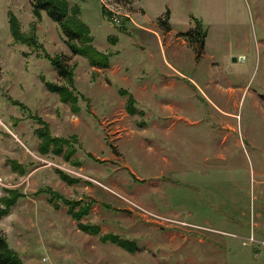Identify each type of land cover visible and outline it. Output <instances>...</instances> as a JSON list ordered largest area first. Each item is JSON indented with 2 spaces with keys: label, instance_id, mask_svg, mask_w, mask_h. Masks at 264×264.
<instances>
[{
  "label": "rangeland",
  "instance_id": "rangeland-1",
  "mask_svg": "<svg viewBox=\"0 0 264 264\" xmlns=\"http://www.w3.org/2000/svg\"><path fill=\"white\" fill-rule=\"evenodd\" d=\"M68 1L80 7L95 48L112 55L109 67L74 54L30 0H0V197L24 194L0 218L10 248L23 264H200L192 244L202 228L191 223L206 197L213 220H247L242 244L258 246L249 215L258 210L264 220V0ZM9 11L38 46L13 38ZM198 30L203 48L193 41ZM45 53L66 59L71 83ZM42 76L66 84L78 103L60 100ZM31 113L53 136L72 138L70 159L39 152ZM48 189L92 200L81 220L98 233L83 230L67 204L55 208ZM223 194L235 204H220ZM109 234L136 248L103 240ZM213 245L200 252L217 261Z\"/></svg>",
  "mask_w": 264,
  "mask_h": 264
},
{
  "label": "trees",
  "instance_id": "trees-1",
  "mask_svg": "<svg viewBox=\"0 0 264 264\" xmlns=\"http://www.w3.org/2000/svg\"><path fill=\"white\" fill-rule=\"evenodd\" d=\"M33 8V13L40 18L42 12H46L51 20L56 22L60 29L62 35L66 38V43L69 45L71 51L74 54H81L88 58L89 63L93 66L99 67H109L111 63V54L104 53L95 48L93 41L94 36L91 34L90 28L79 18L80 7L78 5L70 6L68 0H30ZM8 21L10 24V31L14 39L26 43L31 47L38 46L37 38L34 34L31 36H25L18 29V24L14 17V14L8 12ZM163 23L166 24V29L169 31V25L164 20ZM189 35L190 32H188ZM194 35V42L199 44V47H204L205 34L196 31ZM41 56V55H40ZM45 57L49 59L50 64L56 70L57 74L63 78L67 83H71L73 78L72 68L66 62L65 58L60 56L50 57L45 53ZM44 83L46 87L52 91L59 94L60 100L70 101L73 105L78 103L77 94L71 91L66 84H57L52 81L46 80L43 76ZM129 94V93H128ZM16 105V102H13ZM126 109L128 113L136 112V102L132 95L126 102ZM28 117L36 121L40 126L34 131L39 138L38 150L41 154H48L50 151L56 154H63L65 160L71 158L76 152L74 141L71 137H59L53 136L50 133L48 123L36 114H28ZM12 165L16 167V161L12 160ZM59 175L62 179L68 182H79L71 178L68 174L59 171ZM42 191H47L42 190ZM49 197L48 200L53 203L55 208H59L60 204H67L69 206V213L72 214L77 220H80L79 226L83 230H91L93 233H98L99 229L96 225L84 223L81 219L88 215L90 209L92 208V200H71L66 199L59 193L48 189ZM24 196L19 191H12L10 196L0 197V218L6 214L12 205H15L17 201ZM103 240L110 242H117L119 245L126 246L129 243V250L136 248L134 241L132 240H122L117 235L109 234L103 237ZM0 264H23L22 259L19 257L16 251L12 250L3 234L0 233Z\"/></svg>",
  "mask_w": 264,
  "mask_h": 264
},
{
  "label": "crops",
  "instance_id": "crops-1",
  "mask_svg": "<svg viewBox=\"0 0 264 264\" xmlns=\"http://www.w3.org/2000/svg\"><path fill=\"white\" fill-rule=\"evenodd\" d=\"M202 183L203 186H207V191L210 190L211 193L215 195V193L211 190L212 185L210 182L203 181ZM222 196V202L219 201L217 203L221 202L220 204H222L223 206L233 203L231 197H229L230 199L228 198L230 202H225L223 200L224 198H227V196L225 194H223ZM210 198L215 202L217 200L216 197ZM205 199L208 198L206 197ZM205 199L203 200L202 208L205 207L206 211L200 214L199 220H195L194 223H191L197 226L196 228H202V230H197L198 235L196 239L194 237V243L192 244L194 245L192 246V255L200 260V264H202V261H209L208 264H264V231L262 233V230H260L258 221L260 220V224H264V220L261 217L262 214L259 213L260 211L257 210L255 213L249 215L251 216V219H253L255 216L256 228H253V231L254 233H256V236H254L256 237L255 241H258V246L253 245L248 248V246H244L242 244L244 242V238H248V236L250 235L249 231L245 228L247 225V220H244L246 217H248V215L241 213V220H244L245 223H238V226H234L233 223L235 224V222H233L232 220H224V217H218L219 219L213 220L215 215L210 216L207 205L205 204ZM205 223L212 225L206 226ZM205 233H219V235L223 236V238H211V236H207ZM213 244H215L217 248L222 252L217 261L215 258H213L214 255L205 256V253L202 254V252H200L203 251L204 246V249L206 250H208L209 248H214Z\"/></svg>",
  "mask_w": 264,
  "mask_h": 264
}]
</instances>
